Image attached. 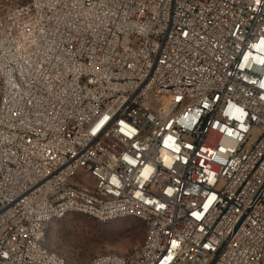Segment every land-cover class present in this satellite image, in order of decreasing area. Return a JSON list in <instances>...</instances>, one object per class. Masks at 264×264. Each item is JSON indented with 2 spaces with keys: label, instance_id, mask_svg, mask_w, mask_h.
I'll return each mask as SVG.
<instances>
[{
  "label": "built area",
  "instance_id": "2783aa9c",
  "mask_svg": "<svg viewBox=\"0 0 264 264\" xmlns=\"http://www.w3.org/2000/svg\"><path fill=\"white\" fill-rule=\"evenodd\" d=\"M73 213L146 227L85 264H264V0L0 12V264Z\"/></svg>",
  "mask_w": 264,
  "mask_h": 264
},
{
  "label": "rangeland",
  "instance_id": "374dc122",
  "mask_svg": "<svg viewBox=\"0 0 264 264\" xmlns=\"http://www.w3.org/2000/svg\"><path fill=\"white\" fill-rule=\"evenodd\" d=\"M26 0H0L4 14ZM79 172L73 179L80 177ZM91 186L92 179L81 183ZM146 236L144 223L136 218L101 222L73 213L51 223L46 235V246L62 255L67 264H85L91 258L108 253L130 255L139 250Z\"/></svg>",
  "mask_w": 264,
  "mask_h": 264
},
{
  "label": "water",
  "instance_id": "95a60500",
  "mask_svg": "<svg viewBox=\"0 0 264 264\" xmlns=\"http://www.w3.org/2000/svg\"><path fill=\"white\" fill-rule=\"evenodd\" d=\"M47 231H48V229H47ZM47 231H46V234H47Z\"/></svg>",
  "mask_w": 264,
  "mask_h": 264
},
{
  "label": "trees",
  "instance_id": "16d2710c",
  "mask_svg": "<svg viewBox=\"0 0 264 264\" xmlns=\"http://www.w3.org/2000/svg\"><path fill=\"white\" fill-rule=\"evenodd\" d=\"M27 1V0H26Z\"/></svg>",
  "mask_w": 264,
  "mask_h": 264
}]
</instances>
